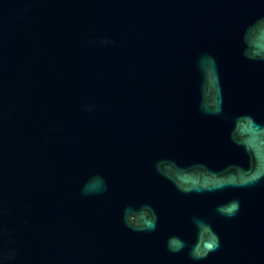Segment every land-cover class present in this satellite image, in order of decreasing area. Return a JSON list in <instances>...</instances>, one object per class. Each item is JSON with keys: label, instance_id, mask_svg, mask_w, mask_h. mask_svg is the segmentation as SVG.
<instances>
[{"label": "water", "instance_id": "1", "mask_svg": "<svg viewBox=\"0 0 264 264\" xmlns=\"http://www.w3.org/2000/svg\"><path fill=\"white\" fill-rule=\"evenodd\" d=\"M0 264H264V0H0Z\"/></svg>", "mask_w": 264, "mask_h": 264}]
</instances>
